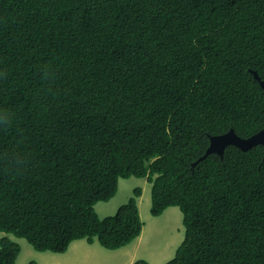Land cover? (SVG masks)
<instances>
[{
  "label": "trees",
  "instance_id": "1",
  "mask_svg": "<svg viewBox=\"0 0 264 264\" xmlns=\"http://www.w3.org/2000/svg\"><path fill=\"white\" fill-rule=\"evenodd\" d=\"M253 71L264 81V0H0V264L22 253L11 236L131 245L143 189L113 216L97 205L133 177L153 216L183 214L166 264H264V146L207 155L264 129Z\"/></svg>",
  "mask_w": 264,
  "mask_h": 264
},
{
  "label": "rangeland",
  "instance_id": "2",
  "mask_svg": "<svg viewBox=\"0 0 264 264\" xmlns=\"http://www.w3.org/2000/svg\"><path fill=\"white\" fill-rule=\"evenodd\" d=\"M137 188L143 189L139 208L144 222L143 233L137 242L122 249L108 250L96 241L93 244L77 246V250L69 249L68 254H55L39 252L27 240L11 236L22 247L16 264H30L34 261L39 264H129L135 252L136 261L145 259L150 264H166L175 257L185 238L183 214L178 207H171L161 216H153L152 185L147 179H120L118 193L110 202L113 203L112 206L107 202L99 203L98 214L101 218L115 215L119 206L127 204L134 197ZM3 235L0 233V238Z\"/></svg>",
  "mask_w": 264,
  "mask_h": 264
},
{
  "label": "water",
  "instance_id": "3",
  "mask_svg": "<svg viewBox=\"0 0 264 264\" xmlns=\"http://www.w3.org/2000/svg\"><path fill=\"white\" fill-rule=\"evenodd\" d=\"M253 74L264 88V81L261 80L259 74L256 71H253ZM231 145L237 146L245 151L257 145L264 146V129L249 138H242L233 129L225 134L213 136L211 137V144L207 151V155L211 153H218L223 156L225 149Z\"/></svg>",
  "mask_w": 264,
  "mask_h": 264
},
{
  "label": "crops",
  "instance_id": "4",
  "mask_svg": "<svg viewBox=\"0 0 264 264\" xmlns=\"http://www.w3.org/2000/svg\"><path fill=\"white\" fill-rule=\"evenodd\" d=\"M112 204L113 203H110L109 202V206H112ZM111 215V214H110ZM107 216H109V215H107ZM107 216H105V217H107ZM138 241V240H137ZM136 241V242H137ZM88 243L86 242V241H79V242H74L72 245H71V247H70V250L71 249H73V248H76V250H77V246H83V245H87ZM70 250H68V252L66 253V254H68L69 252H70ZM135 258H136V252L133 254V256H132V259H131V261L129 262V264H134V262L136 261L135 260ZM62 262V261H61ZM39 264V263H38ZM62 264H63V262H62Z\"/></svg>",
  "mask_w": 264,
  "mask_h": 264
},
{
  "label": "clouds",
  "instance_id": "5",
  "mask_svg": "<svg viewBox=\"0 0 264 264\" xmlns=\"http://www.w3.org/2000/svg\"><path fill=\"white\" fill-rule=\"evenodd\" d=\"M111 201H112V200H111ZM111 201H110V202H111ZM107 203H109V202H107ZM97 206H98V205H97ZM111 215H113V214H111ZM109 216H110V215H109ZM107 217H108V216H107ZM103 218H105V217H103ZM140 237H141V236H140Z\"/></svg>",
  "mask_w": 264,
  "mask_h": 264
}]
</instances>
